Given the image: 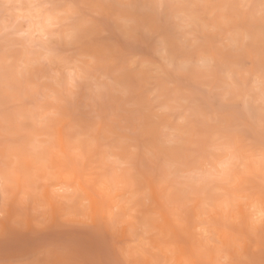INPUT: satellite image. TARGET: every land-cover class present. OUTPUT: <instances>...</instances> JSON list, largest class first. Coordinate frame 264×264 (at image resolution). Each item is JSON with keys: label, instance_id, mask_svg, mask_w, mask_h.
Instances as JSON below:
<instances>
[{"label": "clouds", "instance_id": "clouds-1", "mask_svg": "<svg viewBox=\"0 0 264 264\" xmlns=\"http://www.w3.org/2000/svg\"><path fill=\"white\" fill-rule=\"evenodd\" d=\"M0 264H264V0H0Z\"/></svg>", "mask_w": 264, "mask_h": 264}, {"label": "snow or ice", "instance_id": "snow-or-ice-1", "mask_svg": "<svg viewBox=\"0 0 264 264\" xmlns=\"http://www.w3.org/2000/svg\"><path fill=\"white\" fill-rule=\"evenodd\" d=\"M63 189L61 188V189H58V191H62Z\"/></svg>", "mask_w": 264, "mask_h": 264}]
</instances>
